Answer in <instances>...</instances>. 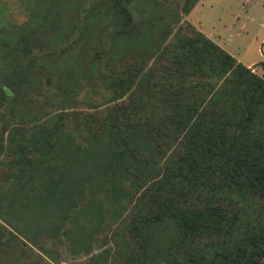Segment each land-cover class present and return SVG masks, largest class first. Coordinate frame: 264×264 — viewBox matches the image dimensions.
Returning <instances> with one entry per match:
<instances>
[{
	"label": "trees",
	"instance_id": "trees-1",
	"mask_svg": "<svg viewBox=\"0 0 264 264\" xmlns=\"http://www.w3.org/2000/svg\"><path fill=\"white\" fill-rule=\"evenodd\" d=\"M196 1L153 31L135 0H90L65 25L34 0L0 25V264H40L13 261L15 237L55 261L39 241L61 236L72 255L99 238L89 264H264V63L187 20ZM73 48L104 104L56 84V110L19 106Z\"/></svg>",
	"mask_w": 264,
	"mask_h": 264
},
{
	"label": "rangeland",
	"instance_id": "rangeland-1",
	"mask_svg": "<svg viewBox=\"0 0 264 264\" xmlns=\"http://www.w3.org/2000/svg\"><path fill=\"white\" fill-rule=\"evenodd\" d=\"M50 1L54 3L55 10L58 9V23L65 25L73 21V12L79 15L81 6H86L90 0H85L83 3H78L79 0ZM33 2L34 0H0V25H6L9 22L18 24L25 20L29 13L28 7L34 5ZM196 2L198 3H195L186 14V19L205 35L215 40L214 42L238 61L249 64L247 67L251 71L262 75L260 63H264V0H197ZM135 3L140 13L145 16L146 26H149L152 31L155 29L154 23L158 21V15L169 21L176 16L181 19L182 23L185 21L183 14L179 13L182 0H135ZM104 30L103 24H100L94 30V34H101ZM84 60L86 58L80 57V51L77 48L66 51L54 65L63 75L61 79L58 81L57 76L54 75L47 81L41 76L37 84L39 87L32 92H27V96H23L18 105H33L36 108L32 112L40 113V115L48 110H56L61 101L54 100L50 95L56 84H61L70 92L73 90L72 84L78 88L73 96L80 103L74 101L75 108L84 106L81 104L85 102L83 101L84 96L91 104H104L107 96L103 91L104 82L99 79V74L90 76L88 71H84ZM13 240L21 248L15 252L16 259L12 257L16 263L37 260L40 264H89V254L101 248L98 245L100 239L97 238L89 253L72 255L67 250L63 236L56 241L41 239L39 244L56 250V260L50 261L38 259L36 254L39 251L29 244H23L18 237ZM22 249L24 252L21 251ZM1 259L5 261V258Z\"/></svg>",
	"mask_w": 264,
	"mask_h": 264
},
{
	"label": "crops",
	"instance_id": "crops-1",
	"mask_svg": "<svg viewBox=\"0 0 264 264\" xmlns=\"http://www.w3.org/2000/svg\"><path fill=\"white\" fill-rule=\"evenodd\" d=\"M198 2H196V4H197ZM198 28V27H197ZM207 36V35H206ZM209 37V36H208ZM210 39H212L211 37H209ZM213 40V39H212ZM213 41H215V40H213ZM244 65H246V66H248L249 64H244Z\"/></svg>",
	"mask_w": 264,
	"mask_h": 264
}]
</instances>
